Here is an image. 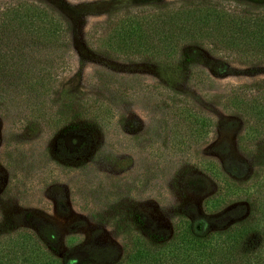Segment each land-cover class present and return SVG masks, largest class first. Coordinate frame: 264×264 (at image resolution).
Here are the masks:
<instances>
[{"label": "rangeland", "instance_id": "374dc122", "mask_svg": "<svg viewBox=\"0 0 264 264\" xmlns=\"http://www.w3.org/2000/svg\"><path fill=\"white\" fill-rule=\"evenodd\" d=\"M34 1L67 24L51 105L77 129L62 119L39 125L22 105L0 108V229L42 223L57 230L62 251L122 250L137 214L145 228L170 233L239 211L235 186L264 181V133L243 141L244 120L224 99L264 82V64L203 54L197 64L209 79L171 81L160 65L103 54L86 36L118 6L179 0ZM181 115L202 123L200 138L174 123Z\"/></svg>", "mask_w": 264, "mask_h": 264}, {"label": "trees", "instance_id": "16d2710c", "mask_svg": "<svg viewBox=\"0 0 264 264\" xmlns=\"http://www.w3.org/2000/svg\"><path fill=\"white\" fill-rule=\"evenodd\" d=\"M66 43L67 24L54 8L34 0L0 2V108L22 105L39 125L57 126L62 119L76 130L74 116H59L51 105L56 62ZM86 43L118 59L160 65L171 81L203 82L209 79L197 64L203 54L264 64V3L126 4L94 25ZM224 102L244 120L243 141L264 133V82L233 88ZM174 123L197 139L202 135V123L197 128L182 115ZM235 188L240 210L208 221L209 227L183 222L173 232H154L145 228L144 215H135L138 230L129 232L122 250L74 246L62 251L57 230L42 223L0 229V264H264V181Z\"/></svg>", "mask_w": 264, "mask_h": 264}, {"label": "water", "instance_id": "95a60500", "mask_svg": "<svg viewBox=\"0 0 264 264\" xmlns=\"http://www.w3.org/2000/svg\"><path fill=\"white\" fill-rule=\"evenodd\" d=\"M200 226V225H199Z\"/></svg>", "mask_w": 264, "mask_h": 264}]
</instances>
